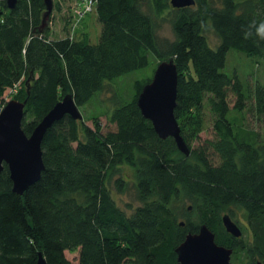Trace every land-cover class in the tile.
<instances>
[{"label":"trees","instance_id":"obj_1","mask_svg":"<svg viewBox=\"0 0 264 264\" xmlns=\"http://www.w3.org/2000/svg\"><path fill=\"white\" fill-rule=\"evenodd\" d=\"M95 1L102 30L93 44L54 36L49 24L43 29L44 0H16L12 8L0 0V111L7 90H17L16 99L27 100L23 129L31 135L67 94L81 108L119 77L147 67L151 56L173 58L175 116L190 155L143 116L138 97L152 79L136 80L130 99L117 97L111 128L97 117L92 127L85 116L66 115L42 141L45 169L37 183L20 195L7 165L0 175V264H37L39 253L48 264H177V247L202 224L233 249V264H264V142L229 119L233 94L236 111L249 109L264 121V80L224 72L231 49L264 70V0H195L184 8L171 0ZM160 20L170 21L173 41L159 38ZM204 106L214 137L195 146L182 125ZM123 166L136 178L139 204L130 212L110 187L126 188L117 177ZM239 211L248 237L235 238L223 224L226 212L236 219ZM67 251H78V259Z\"/></svg>","mask_w":264,"mask_h":264},{"label":"water","instance_id":"obj_2","mask_svg":"<svg viewBox=\"0 0 264 264\" xmlns=\"http://www.w3.org/2000/svg\"><path fill=\"white\" fill-rule=\"evenodd\" d=\"M8 2L12 8L16 0ZM44 2L46 11L43 15V29L47 27L54 9L53 0ZM171 4L174 8H184L194 6L196 1L171 0ZM178 82L175 60L171 58L160 62L151 82L139 94L138 106L143 116L153 123L160 138H174L179 150L190 155L191 149L182 136L181 126L175 116ZM26 104L27 100L12 99L0 111V175L7 165L13 180V190L20 195L40 180L45 169L42 141L47 131L66 115L75 120L84 118L73 96L67 94L39 122L31 135H27L23 129ZM222 220L227 232L235 238L242 236L241 227L228 213ZM176 253L177 264H233V249L219 245L215 233L207 224H202L199 232L189 233L177 247ZM37 264H48L42 253H39Z\"/></svg>","mask_w":264,"mask_h":264},{"label":"rangeland","instance_id":"obj_3","mask_svg":"<svg viewBox=\"0 0 264 264\" xmlns=\"http://www.w3.org/2000/svg\"><path fill=\"white\" fill-rule=\"evenodd\" d=\"M55 1L53 12L51 13L50 21L48 22L51 29V34L57 37H65L67 35L75 39L88 37L91 43L99 42L102 25L96 14V9L82 14L80 0H53ZM78 3V4H77ZM75 5V7H73ZM82 5V4H81ZM74 9H73V8ZM159 38L162 40L173 41L175 39L172 26L169 20H160V26L157 30ZM208 37L213 47H216L218 39L216 35L210 31ZM160 61L151 56L150 64L144 69L129 72L107 87L101 94L94 97L90 102L80 108L83 116L87 118V124L94 126V119L101 122L104 130L111 128L109 122L110 111L115 106L117 97H123L128 100L134 94V83L136 80L146 81L152 79ZM255 64L253 59L248 57L245 53L235 49L229 50L227 54V61L224 72L233 75L237 73L242 80L248 78H255L257 76L260 80H264V70L260 69ZM21 88V87H19ZM18 88V90H19ZM17 90H7L5 94V101L8 102L16 99ZM235 96L230 94L231 113L229 115L230 121L233 123L235 130L238 127L256 132L259 135V140L264 142V121L259 119L253 111L246 110L240 113L234 109ZM4 107H2L3 109ZM184 121V129L188 134L192 145H199L207 139L214 137L213 132V118L208 106H204L203 111H194L189 113ZM113 128V126H112ZM124 178L126 181V188L123 192H118L114 182L110 184L112 195L116 203L123 209L130 212L131 208L136 207L139 202L136 198V178L134 170L129 166H123L121 172L117 177ZM180 205V204H179ZM189 203L185 202V206ZM181 208V206H179ZM228 213V212H226ZM233 218V217H232ZM241 226V230L245 236L248 237L247 230H245V219L242 211H239L236 219H233ZM67 257L73 261L78 259V251L66 252ZM242 260H240L241 263ZM239 263V264H240Z\"/></svg>","mask_w":264,"mask_h":264},{"label":"built area","instance_id":"obj_4","mask_svg":"<svg viewBox=\"0 0 264 264\" xmlns=\"http://www.w3.org/2000/svg\"><path fill=\"white\" fill-rule=\"evenodd\" d=\"M81 1V9L83 10L82 11V14L83 13H86L88 11H92V9H96V1L95 0H80Z\"/></svg>","mask_w":264,"mask_h":264},{"label":"crops","instance_id":"obj_5","mask_svg":"<svg viewBox=\"0 0 264 264\" xmlns=\"http://www.w3.org/2000/svg\"><path fill=\"white\" fill-rule=\"evenodd\" d=\"M77 4H78V3H77ZM73 7H75V5H73ZM73 7H72V8H73ZM73 9H74V8H73Z\"/></svg>","mask_w":264,"mask_h":264},{"label":"flooded vegetation","instance_id":"obj_6","mask_svg":"<svg viewBox=\"0 0 264 264\" xmlns=\"http://www.w3.org/2000/svg\"><path fill=\"white\" fill-rule=\"evenodd\" d=\"M231 261H232V259H231Z\"/></svg>","mask_w":264,"mask_h":264}]
</instances>
